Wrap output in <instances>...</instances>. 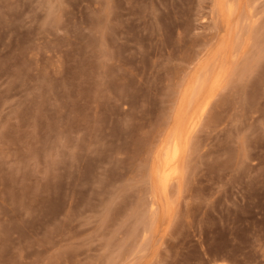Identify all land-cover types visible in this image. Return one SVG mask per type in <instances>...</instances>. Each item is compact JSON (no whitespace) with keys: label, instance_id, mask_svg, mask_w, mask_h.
I'll return each mask as SVG.
<instances>
[{"label":"rangeland","instance_id":"1","mask_svg":"<svg viewBox=\"0 0 264 264\" xmlns=\"http://www.w3.org/2000/svg\"><path fill=\"white\" fill-rule=\"evenodd\" d=\"M218 263L264 264V0H0V264Z\"/></svg>","mask_w":264,"mask_h":264},{"label":"bare ground","instance_id":"2","mask_svg":"<svg viewBox=\"0 0 264 264\" xmlns=\"http://www.w3.org/2000/svg\"><path fill=\"white\" fill-rule=\"evenodd\" d=\"M195 124V121L193 122V120L189 121L187 126H193ZM169 152H168V156L166 159V168H165V172L167 174L169 173H173L175 171V161L177 159V155H178V151H179V142H178V138L176 136H173L170 140V144H169ZM220 264V263H218Z\"/></svg>","mask_w":264,"mask_h":264}]
</instances>
